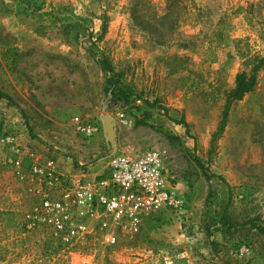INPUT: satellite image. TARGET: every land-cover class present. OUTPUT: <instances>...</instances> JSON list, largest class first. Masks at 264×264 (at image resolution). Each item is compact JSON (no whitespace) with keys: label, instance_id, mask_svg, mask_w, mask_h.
I'll return each mask as SVG.
<instances>
[{"label":"rangeland","instance_id":"obj_1","mask_svg":"<svg viewBox=\"0 0 264 264\" xmlns=\"http://www.w3.org/2000/svg\"><path fill=\"white\" fill-rule=\"evenodd\" d=\"M103 56L121 74L117 88L133 92L126 100L105 92ZM260 59L254 90L232 102L211 146L235 75ZM0 89L25 115L0 99V210L21 223L0 222V264H264L256 229L206 228L207 192L222 183L197 163L229 184L234 223H264V0H0ZM104 114L115 122L116 152H161L184 204L147 215L115 245L97 233L65 254L47 229L26 228L40 186L15 173L11 147L26 152L24 169L53 159L67 177H91L112 152ZM82 125L97 130L86 136Z\"/></svg>","mask_w":264,"mask_h":264},{"label":"built area","instance_id":"obj_2","mask_svg":"<svg viewBox=\"0 0 264 264\" xmlns=\"http://www.w3.org/2000/svg\"><path fill=\"white\" fill-rule=\"evenodd\" d=\"M118 117L124 125L131 123L122 113ZM79 130L91 136L97 129L82 125ZM11 150L15 173L40 186L39 202L24 214L26 228L44 227L65 254L72 255L97 233L102 243L115 245L119 233L137 234L147 215L167 209L176 213L184 204L158 149L136 155L116 152L103 158L101 173L78 178L63 175L53 159H33L24 169L23 147L13 145Z\"/></svg>","mask_w":264,"mask_h":264},{"label":"trees","instance_id":"obj_3","mask_svg":"<svg viewBox=\"0 0 264 264\" xmlns=\"http://www.w3.org/2000/svg\"><path fill=\"white\" fill-rule=\"evenodd\" d=\"M137 0H132V2ZM131 17L133 19H138L136 13H131ZM106 32V24L103 23L101 28L100 37L104 35ZM100 64L102 68L109 74L106 77V87L105 92H110L114 94L121 95L125 100L133 93L131 89L125 86L124 90L118 89V84L121 82V74L117 73L114 70L111 62L108 60L107 57L103 56L100 59ZM263 65V59H260L256 65L251 70L250 74L246 72H240L235 75L234 78V87L230 89L225 96V103L223 110L221 112V117L219 123L217 125L216 130L212 133L210 144L211 146L217 140V138L222 134L224 128L227 123V116L230 109V105L233 101L240 100L244 94L252 92L257 83V74L260 68ZM115 91H117L115 93ZM0 99H5L9 106L17 108L21 114L24 115L23 110L19 107V105L14 101V99L4 93L0 89ZM156 102L149 103V106H155ZM182 123L185 128L187 125L183 121H177ZM198 166L203 171L205 178L210 181L212 178H217L221 183L222 186H213L211 185L206 198H205V221H206V228L209 230L215 226H221L224 232L233 233L237 231L239 228H242L248 225L250 228H254L257 232L264 236V223H258L257 219H249L241 224L234 223L231 219L229 205H230V197H231V189L229 184L225 181V179L221 175H216L211 173L207 167H205L199 159H197ZM220 210V211H218ZM0 222L3 224L5 228L16 229L19 224H21L18 220V216L15 212L11 210H0ZM182 260H175V264H179Z\"/></svg>","mask_w":264,"mask_h":264},{"label":"water","instance_id":"obj_4","mask_svg":"<svg viewBox=\"0 0 264 264\" xmlns=\"http://www.w3.org/2000/svg\"><path fill=\"white\" fill-rule=\"evenodd\" d=\"M102 121H103V127H104V131H105V135H106L105 139L112 147V152L110 155H113L114 153H116V146H115V142H114L115 122H114L113 118L108 114H104L102 116ZM110 155H108V156H110ZM108 156H106V157H108Z\"/></svg>","mask_w":264,"mask_h":264},{"label":"crops","instance_id":"obj_5","mask_svg":"<svg viewBox=\"0 0 264 264\" xmlns=\"http://www.w3.org/2000/svg\"><path fill=\"white\" fill-rule=\"evenodd\" d=\"M69 171H71L70 169H68ZM92 171L90 172V174L89 175H91V176H94V175H97V174H99V173H101L102 172V167H101V169H98L97 171H94L93 169H91ZM87 177V176H86Z\"/></svg>","mask_w":264,"mask_h":264}]
</instances>
